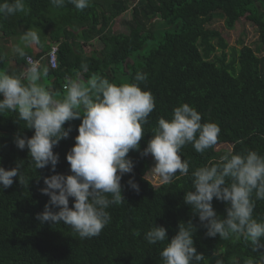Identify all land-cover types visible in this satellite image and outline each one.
I'll list each match as a JSON object with an SVG mask.
<instances>
[{
    "label": "trees",
    "instance_id": "1",
    "mask_svg": "<svg viewBox=\"0 0 264 264\" xmlns=\"http://www.w3.org/2000/svg\"><path fill=\"white\" fill-rule=\"evenodd\" d=\"M129 9L130 19L124 22L128 32L116 31L114 21ZM218 20H223L227 31L240 21L249 22L258 35V47L251 48L241 40L236 41L238 47H230L223 32L211 28ZM32 27L41 31V46L25 51L48 67L43 79L50 82L46 88L57 98L65 94V78L75 77L86 63L88 71L81 73L84 81L96 75L117 85L137 83L136 74L147 73V80L139 84L152 93L155 108L149 123L143 125L140 151L128 153L134 169L121 179L125 202L110 206L109 224L99 236L87 239L63 223L41 224L36 219L49 199L39 191L45 187L43 177L71 174L65 156L75 143L81 121L65 123L72 131L53 148L59 155L53 173L49 167L35 169L27 148L20 150L14 144L17 132L31 137L34 130L24 128L15 113L0 115V166L8 170L19 164L23 178L22 183L19 177L13 178L12 186L0 191V264H161L159 253L164 245L148 244L144 233L152 224L163 226L170 240L178 223L189 220L196 228L194 246L206 257L202 264H214L215 259H222L223 264L259 260L260 255L242 238L207 237L183 196L190 190L191 172L198 167L217 163L230 153L243 155L254 150L264 156V55H259L264 51V0H90L83 11L69 3L57 9L50 0H26L25 12L0 17V34L9 45L19 42L21 34ZM95 40L102 48L85 53L84 48ZM53 46L57 47L54 69L47 58ZM142 50L144 55L139 54ZM10 58L15 64L6 62L1 71L19 75L28 67L24 58ZM181 103L193 106L202 123L218 124V142L203 154L191 144L185 145L180 155L189 163V175L177 173L171 184L154 186L146 178L150 155L140 153L158 118L170 119ZM222 144L230 150L217 148ZM130 178L139 192L128 186ZM212 204L223 218L225 202L214 198ZM253 215L264 217V200L255 201Z\"/></svg>",
    "mask_w": 264,
    "mask_h": 264
},
{
    "label": "clouds",
    "instance_id": "2",
    "mask_svg": "<svg viewBox=\"0 0 264 264\" xmlns=\"http://www.w3.org/2000/svg\"><path fill=\"white\" fill-rule=\"evenodd\" d=\"M66 3L77 11L90 6V0H50L57 9ZM25 11L26 0H0V17ZM33 46H41V31L37 27L24 31L19 43L10 48L13 56L28 61V67L19 75L0 71V115L15 113L24 128L34 130L31 137L17 132L14 144L20 150L27 148L35 169L49 167L53 173L59 162L53 148L72 131L71 126L64 127L65 123L81 121L75 143L65 156L71 174L43 177L45 187L39 191L49 199L36 219L41 224L63 223L81 239L93 238L111 220L107 209L125 202L121 179L134 169L128 153L140 151L143 125L149 123L155 98L139 84L147 80V73L138 72L137 83L117 85L96 75L84 81L81 73L88 71L86 63L81 64V72L75 77L65 78V94L57 98L40 83L47 76L48 67L33 61L25 51ZM201 121V114L187 103L176 106L170 119L158 118L152 137L140 154L151 155L154 164L150 172L160 183L171 184L177 173L189 175V163L180 155L185 145L191 144L197 153L203 154L217 144L218 124ZM20 167L17 164L6 170L0 166V191L12 186L13 178L19 177V183L23 182ZM127 183L139 192L134 179ZM214 198L226 204L223 218L213 208ZM256 200H264V156L254 150L243 155L230 153L217 163L196 168L191 172L190 190L183 196L184 203L206 229L207 237L242 238L260 255L259 260H249L248 264H264V251H260L264 250V217L257 219L253 215ZM177 228L169 240L165 227L152 224L144 239L150 245H164L159 253L161 264H202L206 257L194 246L196 228L191 220L178 223ZM214 264H223V260L215 259Z\"/></svg>",
    "mask_w": 264,
    "mask_h": 264
},
{
    "label": "rangeland",
    "instance_id": "3",
    "mask_svg": "<svg viewBox=\"0 0 264 264\" xmlns=\"http://www.w3.org/2000/svg\"><path fill=\"white\" fill-rule=\"evenodd\" d=\"M130 1L137 2L138 0H130ZM130 13L131 12H130V9H129L127 12H125L124 14L119 16L114 21L113 28L116 31H119V32H122V33H127L128 32L127 27L125 26L124 22H126L127 20L130 19ZM211 28L219 30V31L221 30L223 32V35L226 38V41L230 45V47L237 46V44H236L237 40H241L245 45L250 46L251 48L258 47V35L254 31V28L251 26V24L249 22H247V21L238 22L236 24L235 29L232 30V31L225 30L223 20L214 21L213 25L211 26ZM13 38H15V37L10 38V40H13ZM16 39H17V37H16ZM2 40L3 39H2L1 34H0V48H3V55L0 53V58L3 59V60L0 59V64H1L0 71H1L2 68H4L3 64L7 62V61H4V60H8L12 56L11 53L9 54L11 47L4 46L7 43H5ZM16 43H17V41H14V42L12 41L11 45L16 44ZM7 45H9V44H7ZM101 48H102V45L97 40H95L94 42L91 43V45L85 47L84 50H85V53L88 54V53L92 52V50H94V49L95 50H99ZM29 49H32V48H29ZM145 50H148V47ZM144 53L145 52L143 50L139 52V54H141V55H144ZM259 55L263 56L264 55V51L259 53ZM48 82H49L48 80L43 79V82L41 84L46 87V86H48V84H47ZM217 148H219V149L220 148H224L226 150H230V146L226 145V144H222L220 146H217ZM149 160L151 162V164H150V169H151L153 164H154V161H153V158L151 157V155L149 156ZM150 169H149L148 173L146 174V178L149 181H151V183L154 186L160 185L161 183L159 182V179L156 178L150 172Z\"/></svg>",
    "mask_w": 264,
    "mask_h": 264
},
{
    "label": "built area",
    "instance_id": "4",
    "mask_svg": "<svg viewBox=\"0 0 264 264\" xmlns=\"http://www.w3.org/2000/svg\"><path fill=\"white\" fill-rule=\"evenodd\" d=\"M56 53H57V47L56 46H53L51 48V50L49 51V53L47 54L48 63L50 65V67L53 68V69L57 67ZM32 60L33 61H40L41 62L40 59L39 60H35L34 58H32ZM26 65L28 66V61L27 60H26Z\"/></svg>",
    "mask_w": 264,
    "mask_h": 264
},
{
    "label": "crops",
    "instance_id": "5",
    "mask_svg": "<svg viewBox=\"0 0 264 264\" xmlns=\"http://www.w3.org/2000/svg\"><path fill=\"white\" fill-rule=\"evenodd\" d=\"M2 41H3V40H2ZM17 43H19V42H17ZM4 46H6V47H7V46H8V47H12V45H7V44H5ZM1 51H2V55H3V48H0V52H1ZM9 54H10V52H9ZM7 64L13 66V65L15 64V61H14L13 59L10 58V59L7 60ZM25 71H26L25 69H22V71L20 72V74L23 73V72H25ZM42 82H43V80L40 81V83H42Z\"/></svg>",
    "mask_w": 264,
    "mask_h": 264
}]
</instances>
